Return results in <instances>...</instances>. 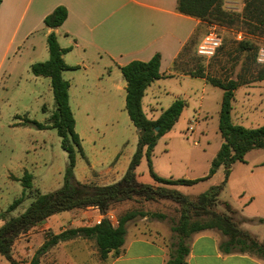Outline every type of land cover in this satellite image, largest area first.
<instances>
[{"label":"rangeland","instance_id":"1","mask_svg":"<svg viewBox=\"0 0 264 264\" xmlns=\"http://www.w3.org/2000/svg\"><path fill=\"white\" fill-rule=\"evenodd\" d=\"M222 7L230 13L228 22L203 21L202 28L195 34L194 44L183 51V57L180 56L187 62L180 67L182 69L201 67L207 74L223 81L228 78L248 81L238 85L234 91L232 121L247 128L264 125V80L253 81L256 67L253 61L254 54L239 49L241 40L249 41L255 47L256 62L264 63V24L255 23L245 16L244 0H222ZM211 25L216 26L221 43L212 56H201L196 51L197 45ZM29 44L27 40L18 51L16 50L17 53L14 50L9 53L0 70V213L6 211L13 200L22 195L24 188L20 178L23 174L28 172L32 175L31 189L25 190L22 201L7 213L9 217L20 215L33 200L36 191L47 193L61 187L68 163L67 153L62 148L61 138L54 127L37 128L26 122L30 119L46 123L54 110L49 79L47 77L37 79L30 70L31 64L28 62L33 56L30 54ZM65 75L73 77L69 104L76 121V129L82 135V148L85 154L92 151L98 156V161L104 163L107 156L113 153L116 155L119 151L125 152L126 148L133 146L136 129L132 125L128 127L119 115L118 112L122 110L121 104L100 102L95 99V89L92 86L87 88L79 86L78 83L84 81L82 71L71 70ZM185 80L167 79L169 90L161 91L156 99L148 92L142 102V109L147 117L158 116L172 103L175 96L186 100L185 107L171 129L157 140L150 161L152 170L158 176L197 179L195 183L189 185L160 184L195 196L220 184L225 177L224 164H220L214 173H210L211 161L223 141L218 130L223 91L209 83L206 91L202 92L201 81L193 79L194 81L187 84ZM186 87L188 94L183 96L180 91H184ZM89 89L91 93H83ZM201 92L204 94L202 104L199 106ZM44 106L46 111H43ZM111 108L115 110H110ZM110 112L112 114H109ZM118 138L124 139L123 144L117 142ZM85 160V156L77 153V173L80 167L86 166ZM136 173L137 181L154 184L145 156L136 167ZM252 193H257V197L259 193H264V148H251L244 154V160H235L230 164L228 176L215 205L217 212L232 215L239 233L243 231L258 241H264V238L249 232L264 235V222L257 223L255 219H244L240 214L246 197ZM256 202L258 201L250 207L251 210L254 209ZM226 203L232 208L230 210L232 213L225 209ZM131 210L142 212L144 215H137L126 223L142 222L147 225L156 223L164 230H168L171 244L183 235H178L171 229L172 225L179 223L182 216L180 203L170 196L154 194L151 196L145 192L131 193L128 198L114 202L105 213L100 211L94 221L102 220L108 213L112 215L108 220L112 224H117L119 216ZM81 211L72 216L80 222L84 220ZM69 214L70 210L59 212L55 216ZM189 218L205 220L208 217L190 209ZM58 220L59 222L54 223L53 229L62 222L61 218ZM2 222L0 219V225ZM211 229L218 231L223 240L227 238L220 230ZM190 236L191 234L182 238L184 244ZM30 259L29 255H24L18 261L27 264ZM89 259L90 264H98L94 258Z\"/></svg>","mask_w":264,"mask_h":264},{"label":"crops","instance_id":"2","mask_svg":"<svg viewBox=\"0 0 264 264\" xmlns=\"http://www.w3.org/2000/svg\"><path fill=\"white\" fill-rule=\"evenodd\" d=\"M58 5L67 9L65 20L55 28L46 26L45 16ZM203 23L197 17L180 13L177 10V0H1L0 70L8 54L13 50L18 51L27 40L33 56L28 62L29 65L48 59L46 37L54 31L58 44L62 48H70L63 54V60L67 65L75 67L62 71L64 79L69 81V103L73 77L65 74L71 70L82 71L84 81L78 83L79 86H92L95 89V99L100 102H119L122 110L118 113L127 126L131 127L133 124L124 108L126 81L119 67L131 60L146 61L154 54H160L159 70L163 75L171 76L156 79L147 86L142 102L148 92L155 99L161 91L167 92L169 87L166 80L172 78L187 79V84L194 81L193 79L199 80L201 90L205 92L209 82L204 77L189 74L196 68L180 67L187 63L180 57L184 45L202 28ZM35 77L39 79L43 76ZM187 89L186 87L184 91H180L183 96H187ZM202 92L199 106L202 104ZM83 93L91 92L89 89ZM177 97L179 96L174 99ZM75 130L78 132L76 121ZM78 135L82 147V135L79 132ZM123 141V138L117 139L119 144H123ZM133 144L125 152L119 151L116 155L113 153L107 156L104 163L98 161L94 152L85 154L82 148L81 155L85 156L86 166L80 167L77 173L75 161V178L83 183L98 185L117 182L127 170L136 149L137 132ZM263 194L259 193L257 197V193H252L246 197L240 213L242 218L255 219L257 223L264 222ZM255 201L258 202L251 210L250 207ZM80 210L84 219L82 222L72 217ZM100 213L95 206L71 209L68 216L56 217L57 213H54L20 235L13 244L12 255L19 261L24 255L32 257L49 234H57L67 228L93 225ZM60 218L62 222L53 229L54 223L59 222ZM249 232L264 238L263 234ZM222 241L223 236L211 228L192 233L185 244L188 252L184 264H264L263 258L248 252L223 251L220 245ZM170 251L169 232L162 226L156 223H126L124 241L116 256L109 254L101 259L93 239L75 236L59 240L48 247L40 255V264H90V257L98 264H167ZM0 264L11 263L0 254Z\"/></svg>","mask_w":264,"mask_h":264},{"label":"trees","instance_id":"3","mask_svg":"<svg viewBox=\"0 0 264 264\" xmlns=\"http://www.w3.org/2000/svg\"><path fill=\"white\" fill-rule=\"evenodd\" d=\"M244 1L245 16L255 23L264 24V0ZM177 10L180 13L209 22H228L227 19L231 17L230 13L222 7V0H177ZM66 16L67 9L65 6L58 5L45 16L44 24L51 28L58 27ZM195 34L184 45L181 55L185 49L187 50L191 44H194ZM46 43L49 53L48 59L32 63L30 70L35 76H43L50 79L54 110L49 115L46 123L30 119H27L26 122L35 125L37 128L54 127L61 138V146L67 153L68 163L61 187L47 193L36 191L33 200L20 215L9 217L7 213L22 201L25 196V190L31 189L32 186V175L30 173L25 172L20 178L24 188L22 195L13 200L6 211L0 213V219L3 221L0 225V254L2 256L11 264H24L12 255L15 240L54 213L89 206H95L105 213V210L111 204L128 198L131 193L142 194L145 192L151 196L154 194L173 197L180 203L182 208V216L179 223L172 225L171 229L174 232L176 231L178 235H183L179 236V239L171 244L167 264H184L188 249L182 238L208 228H216L227 236L220 244L223 251L248 252L264 259V241H258L243 231L240 234L235 222L232 220L231 214L215 210L217 196L228 176L230 164L235 160H244V154L251 148H264V125L247 128L234 123L231 118L234 91L238 85L248 83V81L232 78L223 81L205 73L201 67L189 72L193 76L204 77L207 82L220 87L223 91L218 119V130L223 141L211 161L210 173H214L220 164H224L225 177L220 184L193 196L160 184L189 185L195 183L197 179H173L158 176L152 170L150 161V155L157 140L171 129L185 107L186 100L177 97L167 108L160 112L158 117H147L142 109V98L145 89L154 80L169 77L171 74L163 75L160 72L159 53L154 54L146 61L131 60L121 65L119 68L126 81L124 108L137 132L136 149L127 170L117 182L106 185L83 183L78 181L73 173L76 155L77 153L82 154V147L80 137L75 130V118L69 104V81L62 76V71L75 68L67 65L63 60V54L70 48H62L58 44L54 31L47 35ZM239 49L246 53L253 52L254 54L253 61L256 63V67L253 81L264 80V63L256 62L255 47L249 41L241 40ZM44 109L45 106L43 107ZM156 127H158L157 130ZM144 156L148 160L149 172L154 184L137 181L136 167ZM190 209H194L208 218L205 220H189ZM225 209L229 212L232 210L227 203L225 204ZM137 215H144V213L131 210L119 216L117 224H112L107 218H103L100 223L67 228L60 233L49 234L27 264H40V255L48 247L59 240L75 236L93 239L101 259L106 258L109 254L116 256L124 241L125 223ZM159 216L162 215L159 214Z\"/></svg>","mask_w":264,"mask_h":264},{"label":"built area","instance_id":"4","mask_svg":"<svg viewBox=\"0 0 264 264\" xmlns=\"http://www.w3.org/2000/svg\"><path fill=\"white\" fill-rule=\"evenodd\" d=\"M220 36L216 33V26L211 25L208 31L205 33L201 41L197 45V53L201 56H212L216 49L220 46ZM110 214H106L105 218L111 219ZM101 219L96 220V223H100Z\"/></svg>","mask_w":264,"mask_h":264},{"label":"water","instance_id":"5","mask_svg":"<svg viewBox=\"0 0 264 264\" xmlns=\"http://www.w3.org/2000/svg\"><path fill=\"white\" fill-rule=\"evenodd\" d=\"M158 129V127H156V130Z\"/></svg>","mask_w":264,"mask_h":264}]
</instances>
